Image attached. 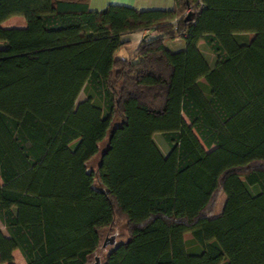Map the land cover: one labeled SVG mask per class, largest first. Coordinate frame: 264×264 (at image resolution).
<instances>
[{
  "label": "trees",
  "instance_id": "obj_1",
  "mask_svg": "<svg viewBox=\"0 0 264 264\" xmlns=\"http://www.w3.org/2000/svg\"><path fill=\"white\" fill-rule=\"evenodd\" d=\"M88 1L0 0V263L264 264V0Z\"/></svg>",
  "mask_w": 264,
  "mask_h": 264
},
{
  "label": "crops",
  "instance_id": "obj_2",
  "mask_svg": "<svg viewBox=\"0 0 264 264\" xmlns=\"http://www.w3.org/2000/svg\"><path fill=\"white\" fill-rule=\"evenodd\" d=\"M111 3L128 5L136 9H170L173 5V0H89L88 7L90 10L99 11ZM0 25L2 27H24L25 20L22 15H11L10 17L3 20ZM149 32L150 31L148 30H140L122 34L120 36L121 44L114 52V55L117 57L129 56L133 52V49L136 47L138 42ZM176 39H179L181 42H175L173 47H167L166 41H171L168 43H172ZM163 43L167 49L172 51L181 49L184 46V40L182 38L165 39ZM15 250L17 249L12 251V256L14 255Z\"/></svg>",
  "mask_w": 264,
  "mask_h": 264
},
{
  "label": "rangeland",
  "instance_id": "obj_3",
  "mask_svg": "<svg viewBox=\"0 0 264 264\" xmlns=\"http://www.w3.org/2000/svg\"><path fill=\"white\" fill-rule=\"evenodd\" d=\"M168 42H171V41H166L167 47H173L175 42H181V41L179 39H176L172 43H168ZM198 48L202 51L203 55L206 57V59L208 60L209 63H212L214 61V54L208 48V46L206 45V43L204 41H202V40L199 41ZM83 98H84V94L82 92H80L76 97V102H79ZM153 140H154L156 146L158 147V149L163 154H165L168 150V146H167V144L163 138V135L159 132H156L153 135ZM102 147H103V145L100 146V149ZM97 161H98V155H96L92 158V160L88 163V167L92 168V169L95 168V166L97 165ZM224 199H225V196L223 193H221L218 196L217 203L215 206V211H214L215 215H218L220 213ZM0 230L2 231V233L4 235H7L5 227L3 226V224L1 222H0ZM102 234H103V239H106V241H108V242L106 243V245L104 247L101 248V250H99L98 254L101 256L104 255V253L107 251V249L112 244L109 242V240H107V237L114 236V242L119 241L120 238L121 239L126 238L125 237V223H124V221L116 219L115 220V230L110 231V232H108L107 230H104ZM228 237L234 246H236L238 244V238H237L235 233H229ZM13 263L25 264V261H24L22 255L20 254V252L18 250H15V252H14ZM0 264H6V263L4 262V263H0Z\"/></svg>",
  "mask_w": 264,
  "mask_h": 264
},
{
  "label": "water",
  "instance_id": "obj_4",
  "mask_svg": "<svg viewBox=\"0 0 264 264\" xmlns=\"http://www.w3.org/2000/svg\"><path fill=\"white\" fill-rule=\"evenodd\" d=\"M107 240H109L110 243H114V236L107 237ZM106 239L104 240V242ZM99 260L98 257H95V261L92 264H98Z\"/></svg>",
  "mask_w": 264,
  "mask_h": 264
}]
</instances>
